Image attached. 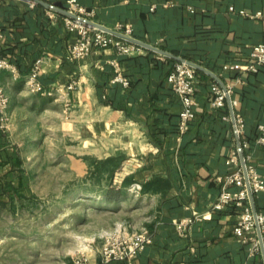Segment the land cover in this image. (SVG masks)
Returning a JSON list of instances; mask_svg holds the SVG:
<instances>
[{
	"label": "crops",
	"instance_id": "0c3cea01",
	"mask_svg": "<svg viewBox=\"0 0 264 264\" xmlns=\"http://www.w3.org/2000/svg\"><path fill=\"white\" fill-rule=\"evenodd\" d=\"M67 1L48 3L66 9ZM78 1L94 11L90 21L112 30L129 26V37L211 70L232 87L230 99L237 105L232 109L227 101L225 108H215L211 87L219 82L199 71L196 117L182 133V103L168 83L176 60L145 48L133 56L109 48L71 60L76 34L67 30L65 15L32 0H1L0 59L10 67L0 68V82L10 100L11 124L6 133L0 129V181L18 187L26 179L20 194L27 198L37 195L33 182L42 179L109 178L114 234L153 236L134 259L110 264H264V255H250L233 233L239 211L212 210L222 192L219 178L237 169L230 163L238 146L233 110L245 122V155L264 179V145L258 143L264 67L258 73L223 70L226 64H248L252 48L264 44V0ZM39 60L44 91L36 93L28 80ZM113 62L129 87L112 83ZM112 158L114 170L126 159L114 177L93 173ZM17 164L21 169H12ZM45 166L66 173L37 170ZM0 198H7L1 184ZM254 205L264 212V195ZM181 222L187 224L184 233L177 228ZM87 257L100 263V249Z\"/></svg>",
	"mask_w": 264,
	"mask_h": 264
},
{
	"label": "built area",
	"instance_id": "2783aa9c",
	"mask_svg": "<svg viewBox=\"0 0 264 264\" xmlns=\"http://www.w3.org/2000/svg\"><path fill=\"white\" fill-rule=\"evenodd\" d=\"M1 1V0H0ZM50 0H47L49 2ZM32 5L36 2L32 1ZM49 11L54 13L55 5L50 3ZM66 10L71 14L78 16L77 18L65 17V26L68 31L76 34V41L70 46L68 56L71 60H83L91 56L94 52H99L109 48L117 50L120 55L133 56L142 52L143 47L132 43L126 39L116 36L115 34L106 32L105 30L88 24L89 17L93 16L94 11L88 12L81 6L78 0H68ZM152 11L155 7L151 8ZM241 14L249 17H259V12L255 15L242 11ZM125 29V31H122ZM116 32L129 36L130 27L119 25L115 29ZM1 35V27H0ZM251 61L244 65L226 64L223 66L225 71H239L242 73H258L264 67V44L256 45L250 52ZM41 60H39L28 80L29 89L32 92H43L44 89L40 84L38 77L40 74ZM115 67V74L112 83L122 84L124 87L130 86L129 79L124 75L118 64H112ZM10 65L6 60L0 59V68H9ZM198 70L188 62H176L172 71L168 76V83L172 91L180 99L182 103V111L179 116V129L183 133L188 125L195 119V107L197 101L195 99L198 84ZM74 89V85L68 86L67 90ZM233 90L232 87L223 88L219 83L212 84V104L217 109L225 108L228 98H230ZM10 100L4 87L0 82V129L6 133L10 129L11 118L9 115ZM232 109L237 105L236 101L230 99ZM234 134L238 139V146L230 163L235 165L237 169L219 178L222 183V192L213 205V211H222L229 207L239 211L235 226L233 228L234 235L240 242L249 246V254L264 255V212H254L250 192L253 198L264 193V179L258 173L255 165L250 161L251 158L245 155L248 147L247 142H242L240 137L245 128V122L241 115H236L233 110ZM260 136L258 143L264 145V125L258 127ZM241 155H244L245 170L242 166ZM236 186L237 191H231L230 187ZM187 224L183 222L177 224L180 232H185ZM153 236L148 231L136 233H116L109 236L102 249L100 250L101 262L95 263L89 257L82 255L74 260V264H110L112 262H124L137 257L149 244L152 243Z\"/></svg>",
	"mask_w": 264,
	"mask_h": 264
},
{
	"label": "rangeland",
	"instance_id": "374dc122",
	"mask_svg": "<svg viewBox=\"0 0 264 264\" xmlns=\"http://www.w3.org/2000/svg\"><path fill=\"white\" fill-rule=\"evenodd\" d=\"M59 167L37 170L63 172ZM70 178L33 182L37 195H29L24 203H11L8 198L5 203L0 201V264H62L69 260L74 264L77 257L101 250L106 239L114 236L110 179Z\"/></svg>",
	"mask_w": 264,
	"mask_h": 264
},
{
	"label": "water",
	"instance_id": "95a60500",
	"mask_svg": "<svg viewBox=\"0 0 264 264\" xmlns=\"http://www.w3.org/2000/svg\"><path fill=\"white\" fill-rule=\"evenodd\" d=\"M32 1H35V2H37V3H39V4L43 5V6H45L47 8H49V6H50V3L45 2L43 0H32ZM55 10L57 12H60L61 14L65 15V16H68V17H71V18H77L78 17V16H76V15L71 14L70 12H68L63 7V5L60 4V3L57 6H55ZM87 23L88 24H91V25H94L96 27H99V28L105 30L106 32L115 34L116 36L121 37L123 39H126V40H128V41H130L132 43H135V44H137V45H139V46H141V47H143L145 49H148L150 51H153V52L159 53L161 55L167 56L169 58H172V59L176 60L177 62H188L191 65H193L198 71L204 72V73L210 75L211 77L215 78L222 85L223 88H226V86L222 83V81L220 80V78H218L216 76V74H214L211 70H209V69H207V68H205V67H203V66H201V65H199V64H197L195 62L188 61V60H186V59H184V58H182L180 56H176V55H174V54H172L170 52H167L165 50H162V49H160L158 47H155V46L150 45L148 43L142 42V41L137 40L135 38L126 36V35H124L122 33L116 32V31H114V30H112V29H110V28H108L106 26H103L101 24H98V23H95V22H92V21H87ZM228 101L230 102V98H228ZM232 118H234L233 115H232ZM241 162H242V166H243V168L245 170L244 155H241ZM250 199H251V203H252L253 210L256 213L257 211H256L255 205H254V198H253V195L251 194V192H250Z\"/></svg>",
	"mask_w": 264,
	"mask_h": 264
},
{
	"label": "trees",
	"instance_id": "16d2710c",
	"mask_svg": "<svg viewBox=\"0 0 264 264\" xmlns=\"http://www.w3.org/2000/svg\"><path fill=\"white\" fill-rule=\"evenodd\" d=\"M184 59H186V58H184ZM198 74H199V72H198ZM125 161H126V159H123L120 162V164L115 168V170H114V158L109 159V160L104 161V162H101V163H98L95 166V170L93 173H98V174L108 173L109 177H114V172L119 171ZM12 169H14V170L15 169H21V166L19 164H17L16 166H13ZM28 183L29 182L26 179H22L19 182V186L16 187L13 184V182L0 181V184L2 185V188H3V193H4V195H6V197L9 199V201L11 203H13L14 201H18L19 203H24L26 197H24L22 194H20V192L22 190H24L25 188H27ZM112 189H114V188L112 187ZM111 193H113V195H114V190H112ZM262 195H264V193L255 197L256 203H257V200ZM0 201H2V203H5L6 200H4L3 198H0Z\"/></svg>",
	"mask_w": 264,
	"mask_h": 264
}]
</instances>
